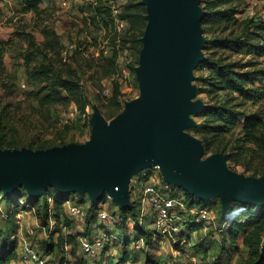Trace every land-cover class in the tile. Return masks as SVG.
Wrapping results in <instances>:
<instances>
[{
    "label": "rangeland",
    "instance_id": "rangeland-1",
    "mask_svg": "<svg viewBox=\"0 0 264 264\" xmlns=\"http://www.w3.org/2000/svg\"><path fill=\"white\" fill-rule=\"evenodd\" d=\"M210 1L212 0H200L204 16ZM25 2L26 0H0V42H5L0 45V149L38 151L53 148L57 144L85 145L92 139L95 113L100 112L106 119L105 106L114 95L115 81L119 83L122 93L119 97L122 102L119 114L126 110L127 103L137 102L142 96L137 72L132 70L134 66L136 69L140 66V55L130 48V44L125 49L121 47V40L131 25L122 20L120 15L125 11L129 0H42L41 8L46 9V12L40 17L29 11ZM227 8L236 11L239 21L264 24V0H218V9ZM247 26L249 24H244L242 28L246 29ZM43 28H50L59 36L58 46L53 50L48 49L47 41L40 32ZM202 30L206 39L202 50L204 61L215 58L218 53L232 56V59L245 57L248 60L252 57L221 48L218 39L224 38L228 33L220 35L213 30L208 31L203 25ZM54 43L57 44V41ZM210 43L212 48L207 50ZM114 50L119 52L118 73L99 84L96 77L92 76V69L88 67L87 61L101 53L111 57ZM47 52L48 57L45 56ZM256 60L260 63L258 67H262L264 71V53L262 56L258 55ZM60 61L71 65L79 75L81 90L88 100L86 115L75 104L40 107L32 95L42 85L41 78L46 70L44 67L51 63L58 68ZM199 66L193 69L189 86L195 90L192 101L202 102L204 107L190 115L193 125L184 129L198 139L200 137L195 134L194 129L203 123L200 112L208 103L207 95L199 90L201 83L198 78L203 77ZM256 86L262 87V100L255 105L248 102L245 108L264 116V75L259 77ZM116 117L106 121L111 123ZM239 134L237 129L230 130L222 137L223 146L226 145L231 150L236 146ZM212 155L205 152L203 160ZM241 162L242 165H236L227 161L226 166L238 174L259 178L262 175L255 171L261 173L264 170V151L261 156L255 155L253 158L250 154ZM245 166L251 170L246 171ZM19 189L27 191L25 187ZM44 191H48V207L42 194L37 198L42 200L35 208H25L20 204L22 207L19 211H16L12 203L3 199V195L7 193L1 191L0 252L15 244L16 258L13 264H21L26 242L41 253L46 264H182L184 261L191 264H250L257 257V250L264 246V224L248 228L235 242L230 238L228 232L231 211L243 204L241 202L231 203L224 213L221 198L202 201L213 209L215 219L207 225V230L199 228L192 232V237L179 249L169 238L156 236L150 223H144L143 226L138 224L136 228L131 220H140L137 209L129 214L130 219L121 226L97 221L99 223L96 228L95 224L89 225L87 220L92 215L88 194L75 192L68 195L53 187ZM62 196L84 201L85 214L69 217L65 203L57 200ZM106 206L112 214L117 213L116 216L120 217V209L115 203H108ZM254 207H258L256 212L264 208ZM65 225L69 226L68 230ZM32 230L35 232L33 235ZM89 231H105L109 236L112 235L105 261H98L103 256L94 260L84 254L80 237ZM151 232L155 235H151ZM71 235L75 243L67 244L65 238Z\"/></svg>",
    "mask_w": 264,
    "mask_h": 264
},
{
    "label": "water",
    "instance_id": "water-1",
    "mask_svg": "<svg viewBox=\"0 0 264 264\" xmlns=\"http://www.w3.org/2000/svg\"><path fill=\"white\" fill-rule=\"evenodd\" d=\"M147 26L142 38L139 101L108 123L93 117L85 145L71 143L46 150L0 149V191L25 187L40 198L45 189L88 194L92 203L109 194L120 210L131 209V179L159 166L164 180L199 201L221 198L224 213L233 202L264 206V175L259 178L227 168V156L203 160L204 143L186 133L190 115L203 109L193 102L192 71L204 61V11L200 0H142Z\"/></svg>",
    "mask_w": 264,
    "mask_h": 264
},
{
    "label": "trees",
    "instance_id": "trees-1",
    "mask_svg": "<svg viewBox=\"0 0 264 264\" xmlns=\"http://www.w3.org/2000/svg\"><path fill=\"white\" fill-rule=\"evenodd\" d=\"M41 3L42 0H26L25 2L26 8L33 12L36 17H40L46 12V9L41 8ZM206 10L202 25L206 26L208 31L213 30L220 35L228 33L224 38L220 39L221 37H219L218 39L221 48L232 50L237 54L252 55V57L248 60L245 57L232 59V56H223L218 53L215 58H208L200 64L199 69L203 77L198 78L201 83L199 90L200 93L207 95L208 103L204 110L200 112L204 121L194 129V132L203 141L207 153H222L227 156L228 161H232L236 165H242L241 160L243 158L250 154L252 158L255 155L261 156L262 151H264V116L260 112H249L245 108L248 102L255 105L262 100V87L256 86V83L259 77L264 75V71L262 67H258L260 63L256 60V57L258 55L262 56V53H264V24L261 22L256 25L253 21L250 23L239 21L234 9H218V0L210 1ZM146 15V6L142 4V0H129L126 4L125 11L120 15V18L128 21L131 26L128 33L121 40L122 49L127 48L130 44V48L140 55L143 48L142 38L147 26ZM244 24H249V26L243 29L242 25ZM40 32L47 41L49 50H53L56 45L58 46L59 36L50 28H43ZM55 41H57V44L54 43ZM3 43L5 42H0V45ZM211 48L210 43L206 49L210 50ZM118 55V50H114L111 57H106L104 53H101L98 57H93L87 61L88 67L92 69V76L96 77L99 84L104 79L117 75L119 70ZM45 56L48 57L49 53H45ZM49 60L51 62V57ZM44 70L41 87L32 92L39 106L52 108L57 105L75 104L83 114H86L88 100L81 90L79 75L72 66L66 62H61L57 68L49 63V66L44 67ZM132 70L135 72L136 66ZM121 94L120 85L115 81L114 95L109 99L108 105L105 106L106 119L111 120L121 112L122 102L119 99ZM232 129L239 130L240 134L236 139V146L229 150L226 145L223 146L222 137ZM245 167L246 171L251 170L248 166ZM255 173L264 175V170L261 173L259 171H255ZM0 194H2L1 191ZM46 195L48 197V191L43 192V198L45 197L46 206L48 207ZM186 195L192 203L206 204L194 200L188 193ZM3 199L12 203L16 211H19L22 207L20 205L21 200L27 202L29 207H24L29 209L35 208V205L42 200V198L38 200L35 197H30L24 189L9 192L3 195ZM57 200L65 203L66 198L62 196L58 197ZM103 200L91 203L92 215L87 219L89 225L96 222V212ZM257 208L243 203L232 209L228 233L233 242L241 234H245L248 228H257L264 224V208L262 207L261 211L256 212ZM136 209L137 207L134 205L131 209L119 211L120 217L122 215L121 225L130 219L129 214L138 210ZM131 221L134 222L137 228L138 220L137 222ZM65 229L68 230L69 226L65 225ZM154 233L156 232L154 231ZM154 233L151 232V235H155ZM72 236L65 238L67 244L75 243ZM14 246L15 244H12L10 248L6 247L0 252V264H13L16 258ZM72 254H74V251H72ZM106 259L107 255H104L98 261H105ZM250 264H264V246L257 250V257Z\"/></svg>",
    "mask_w": 264,
    "mask_h": 264
},
{
    "label": "built area",
    "instance_id": "built-area-1",
    "mask_svg": "<svg viewBox=\"0 0 264 264\" xmlns=\"http://www.w3.org/2000/svg\"><path fill=\"white\" fill-rule=\"evenodd\" d=\"M130 190L133 206L136 205L140 213L139 225L152 224L150 227L157 233L156 236L169 238L179 249L192 237V232L199 228L207 230V225L215 219L213 209L207 204L192 203L183 189L166 182L159 166L145 169L134 176L131 179ZM103 199L98 206L94 226L98 228L97 223L99 222L97 221H101L102 224L121 225V217L106 209L108 203H114L112 197L105 194ZM194 200L197 199L194 198ZM91 203L89 199L90 206ZM20 204L29 207L24 200H21ZM65 207L69 217L82 216L86 210V205L82 200L67 198ZM31 233L33 235L35 232L32 230ZM111 238L112 235L109 236L105 231L100 233L90 231L89 234L80 237L81 248L85 255L96 260L107 254ZM21 259V264H46L41 253L27 242L24 245ZM182 264L191 263L184 261Z\"/></svg>",
    "mask_w": 264,
    "mask_h": 264
}]
</instances>
